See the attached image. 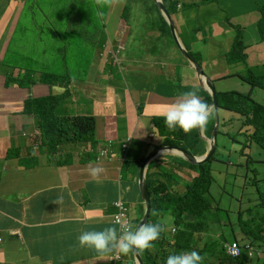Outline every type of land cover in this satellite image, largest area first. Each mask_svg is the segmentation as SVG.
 Returning a JSON list of instances; mask_svg holds the SVG:
<instances>
[{
  "label": "crops",
  "instance_id": "0c3cea01",
  "mask_svg": "<svg viewBox=\"0 0 264 264\" xmlns=\"http://www.w3.org/2000/svg\"><path fill=\"white\" fill-rule=\"evenodd\" d=\"M24 1L0 0V64L5 58ZM185 1L191 3L194 0ZM228 4L245 5L239 12L249 10L251 13L243 18L231 15L233 22L224 24L215 22L217 14L224 11L219 2L186 5L175 15L182 34L180 38L198 56L216 91H251L253 97L264 104V89L251 87L236 75L246 71L248 66L264 64V41L257 28L259 4H253L251 0H231ZM235 24L243 28L246 62L226 61L225 55L236 34ZM149 50L145 59H125L135 72L134 87L113 77L117 72L104 61L99 70L104 83L93 85L96 91L87 93L85 90L92 86L89 82L94 77L85 82L72 83L71 97L59 105L57 113L62 116H94L97 120L96 143L94 146L90 143L66 144L60 146L57 152L37 146L35 118L24 114L23 106L29 96L37 98L51 93L60 94L64 89L50 88L45 84H36L30 89L16 85L6 87L5 77L0 72V264H110L117 252L98 254L90 248L81 247L78 236L84 231H100L113 226V205L118 200L131 207L134 221L142 220L145 202L141 194L140 167L152 151L163 146L164 141L157 131L155 137L150 138L154 130L152 119L161 116L160 113L168 105L189 89H194L202 100L208 93L206 86L200 85L194 67L181 57L177 49L169 48V63L163 67L159 66L155 54H149ZM178 74L181 81L175 84ZM161 75V80L155 79ZM140 105L143 109L141 113L138 111ZM220 122L223 139L218 140L217 151L226 152L230 147V153L235 152V141L241 136L239 155L243 161L235 159V163L227 164L218 160V166L211 165L212 175H233L236 178L239 169H243L244 155H248L263 166L260 171L256 169L257 176L254 175L264 182V152L249 141L252 128L243 127L240 116H233L228 111L220 110ZM211 123L200 133L204 142L193 149L196 157L206 155L210 149L208 137ZM233 125H239L238 136L234 139L228 134ZM127 139L131 142L128 153L124 154L122 145ZM182 148L192 153L190 148ZM10 149L14 156L7 158ZM104 150H108V155H101ZM153 161L159 166L153 167L150 172L162 175L163 170L171 174V177L161 176L158 179L176 194H184L198 175L186 164L190 163L176 153H163ZM97 166L104 171L93 179L88 170ZM152 181L157 183L154 178ZM253 200L244 201L242 195L234 208L220 206L229 213L228 217L224 213L223 217L216 215L213 222L199 227L200 231L195 236L197 251L203 255L205 263L208 257L214 256L211 253L214 249L220 257L227 243L248 240L241 229L239 213H248L245 215L248 218ZM257 201L254 200L255 204ZM172 222L171 215L162 218L165 238L174 235ZM178 245V251L183 252L190 243L184 239ZM156 249L152 247L150 251L156 252ZM124 264H135L129 253L124 255ZM248 264H264V253Z\"/></svg>",
  "mask_w": 264,
  "mask_h": 264
},
{
  "label": "trees",
  "instance_id": "16d2710c",
  "mask_svg": "<svg viewBox=\"0 0 264 264\" xmlns=\"http://www.w3.org/2000/svg\"><path fill=\"white\" fill-rule=\"evenodd\" d=\"M217 1L219 0H195L187 5L197 6ZM164 2L172 14L179 11V0H164ZM135 6L145 7L149 16L153 17L150 26L156 27L157 31H159L158 39L160 41H165L167 37L173 39L168 21L155 0H131L130 4L126 5L123 12L124 16L131 17L135 11ZM104 7H108V5L101 7L96 4L95 0H80L79 3L72 2L69 7L56 11L53 15V20L65 31L54 28L51 33L55 39L66 42L57 44V52L51 45L41 47V43L46 39L47 31L38 21L39 14L34 9L29 24L37 30L35 34L37 44L33 48L31 56L27 55L26 44L17 50L13 48L16 34L24 16L23 7L16 29L9 41L5 58L2 62L6 87L14 84L19 88L30 89L33 85L45 84L50 88L59 87L64 89L60 94L51 93L40 98L29 97L24 101L25 113L35 116L38 128L42 133L43 145L50 149L56 150L61 145L70 143L95 144L97 120L94 116H58L56 111L62 102L69 100L71 97L70 86L72 83L85 82L87 79L82 77L77 80L76 73L80 69L88 71L91 66V60L84 65L85 57H76L71 50L77 44L75 41H84L90 30H94L91 39L99 31L103 30L105 23L102 9ZM257 7L261 13L257 28L261 38L264 39V3L259 4ZM95 8L99 9V11H96ZM234 27L237 32L234 43L226 54V60L230 63L236 61L246 62V45L242 37L243 28L239 25ZM47 36L48 40H50L49 34ZM96 41L102 44L101 37ZM190 53L199 61L197 55L192 51ZM60 59L63 61V66L61 70H58ZM16 67L19 72L16 76H13L11 72ZM262 70H264V64L248 66L246 71L238 72L236 75L247 81L252 87L264 88V73ZM217 97L219 108L240 114L243 117V125L253 127L254 132L250 136V140L264 150V104L254 99L252 92L231 90L217 93ZM203 101L209 105L212 103L210 96H206ZM141 111L142 108L140 107ZM210 119L212 123L209 130L210 135H212L216 117L212 116ZM152 123L157 132L164 138L165 145L188 147L194 155H197L193 149L200 146L202 141L198 128L193 129L189 133H185L179 128L171 131L165 126L163 117H154ZM219 135L220 131L218 130L217 137ZM10 155L11 151L8 152V157ZM214 160L215 156L206 164L192 165L185 162L198 171V176L192 180L186 194L183 196L174 194L175 192L170 191L164 184H158V181L154 184L152 178L156 179V176L151 175V173L147 174V185L152 195V214L149 221L150 223H158V217L172 213L175 223L183 226V230L178 233L176 238V249L179 248L178 243L181 239L191 241L197 225L203 226L207 221H214L215 213L222 211L220 207L214 205L211 196L213 184L211 163ZM255 183L258 186L259 196V202L255 207L257 211L254 212L251 209L248 218H245V214L248 213H239V222L244 235L255 244L264 247V191L260 189L259 181L255 180ZM158 186L163 188L160 189ZM193 218L201 220L202 223L192 221ZM164 241L161 233L160 238L153 243L157 244ZM161 256L163 264L166 254H161ZM220 260L222 264H246L249 261V257L244 254L240 258L232 259L225 254L222 248ZM212 263L215 264L214 262Z\"/></svg>",
  "mask_w": 264,
  "mask_h": 264
},
{
  "label": "rangeland",
  "instance_id": "374dc122",
  "mask_svg": "<svg viewBox=\"0 0 264 264\" xmlns=\"http://www.w3.org/2000/svg\"><path fill=\"white\" fill-rule=\"evenodd\" d=\"M130 1L131 0H118L110 7H104L102 9V14L106 26L105 30L103 32L99 31L92 39L91 35L94 30H90L84 41H75L77 44L72 47L73 49L71 52L75 54L76 57H85L84 65L88 64L91 60V66L88 71L80 69L76 73L77 80L85 77L88 81L90 78L94 77L93 80L89 82L92 86L86 87L85 89L87 93L96 91L95 86L93 85H102L104 83L102 77L103 75L101 71H99L102 69L101 67L103 65V61H109L111 65L113 64L114 67H116L117 74L122 79L123 83L130 87H134L135 72L134 69L125 62V59H145L148 55L147 50L150 49L149 54H155L159 66L163 67L165 63H169V48L173 47L176 49L171 37H167L165 41H158L156 36H147L148 29L153 31L156 27L150 26V23L153 21V17L149 16L144 7L135 6V12L132 13L131 19H128L131 23L123 20L122 13ZM72 2L79 3L80 0H25L23 6L24 16L22 18V24L16 34V40L13 48L17 50L26 44L28 49L27 55L31 56V52L37 44V37L35 35L37 30L29 24V21L30 18H32L34 9H36L39 14L38 21L42 24L43 28L46 29L50 38V40H48V36L46 34V39L41 43V47L51 45L55 48V52H57V44L66 42L55 39L52 36L51 30L54 28L62 31L65 30L61 28L55 20H53V15L56 11L69 7ZM218 2L220 8L224 11H220L217 14L218 19L215 22L220 21L221 23L228 24L233 22L231 15L235 18H243L244 15L251 13L249 10L244 11L246 13H240V8L245 5H229L228 3L231 2V0H219ZM251 2L253 4H263L264 0H251ZM20 6H22V4ZM95 10L99 11L97 8H95ZM204 25H209V23H204ZM216 25L220 26V23H217ZM253 27L257 30L256 26ZM100 37L102 39V44L96 41ZM59 61L60 66L58 67V70H61L63 61L61 59ZM16 72L17 71H14L13 75H16ZM161 77L162 75L156 76L155 79L159 81L161 80ZM180 81V74H178L175 84H179ZM232 115L236 116L234 113H232ZM223 116L224 114H222V117ZM238 126L239 125H233L230 129V133L233 134L236 132ZM222 139L223 138L220 135L219 140L222 141ZM242 140L243 138L240 136L239 140L235 141V152L233 153H230V147L227 148L226 152L218 151L215 155L216 162L214 161L211 165L218 166V160L226 162L227 164L228 162L231 164L235 163V159H237L238 162L243 161V158L239 155ZM259 150L264 152L261 148ZM249 168H251V170H246L244 168L239 169L236 178L233 175L225 176L224 174H213V187L211 189V194L214 200L219 203V207L234 208L236 201H240L242 195H244V201L250 198H253L255 201L258 199L257 186L252 183V180L255 178V173L252 170L255 168L260 171V169H263V166L256 163L254 166L249 165ZM261 186V190H264V182H261ZM254 200L252 203L253 206L249 207H254L258 203L257 201L255 204ZM192 221L202 223V221L197 218H193ZM170 250H172V247L167 243L162 247V249L157 246L156 252L145 254L147 264H161L160 254Z\"/></svg>",
  "mask_w": 264,
  "mask_h": 264
},
{
  "label": "clouds",
  "instance_id": "9594fccd",
  "mask_svg": "<svg viewBox=\"0 0 264 264\" xmlns=\"http://www.w3.org/2000/svg\"><path fill=\"white\" fill-rule=\"evenodd\" d=\"M118 0H95L96 4L97 5H100L101 7L105 6V5H108V7H110L113 3L117 2ZM156 1V0H155ZM164 1V0H163ZM180 3H179V11L172 14L173 18H174V22L177 26V30H178V36L179 38L181 37L182 38V34L181 32L179 31L178 29V25L176 23V18H175V15L179 14L185 7L186 5L188 4L185 0H179ZM195 1V0H194ZM193 1V2H194ZM25 2V1H24ZM131 2V1H130ZM157 2V1H156ZM218 2V1H217ZM165 3V2H164ZM192 3V2H191ZM190 3V4H191ZM213 3V2H212ZM130 4V3H129ZM158 4V3H157ZM166 5V4H165ZM24 6V4H23ZM167 6V5H166ZM126 8V7H125ZM145 8V7H144ZM160 8V7H159ZM168 8V7H167ZM146 9V8H145ZM147 10V9H146ZM161 10V9H160ZM259 10V9H258ZM125 11V9H124ZM123 11V12H124ZM170 11V10H169ZM135 12V11H134ZM162 12V10H161ZM148 13V11H147ZM163 13V12H162ZM164 15V13H163ZM122 16H123V20L128 22V23H131L129 22L128 19H131V17H127V16H124V13H122ZM165 16V15H164ZM166 18V16H165ZM260 18H261V13H260ZM127 19V20H125ZM167 20V18H166ZM168 21V20H167ZM169 22V21H168ZM169 24V23H168ZM235 25H239V24H235ZM234 25V26H235ZM170 26V25H169ZM241 26V25H239ZM106 27V26H105ZM105 27L103 28L102 31L100 32H103L105 30ZM150 27V26H149ZM242 27V26H241ZM235 28V27H234ZM171 30V28H170ZM236 30V28H235ZM237 32V30H236ZM153 36H156V38L158 39L160 33L159 31H157V29L153 30V31H150L148 29V32H147V36L148 37H152ZM171 35H172V38H173V34L171 32ZM236 36V34H235ZM235 36H234V39H235ZM243 37V35H242ZM261 37V36H260ZM180 38V41L182 43V45L188 50V52L190 53V49L183 44L182 40ZM234 39H233V42L231 44V47L234 43ZM175 46H176V49L178 50L179 54L181 55V57L183 59H185L186 61H188L195 69L196 71V74H197V70L194 66L193 63H191L180 51L179 47L176 45L174 39H172ZM158 41H160L158 39ZM244 41V39H243ZM245 43V41H244ZM246 45V44H245ZM230 47V49H231ZM230 49L228 50V52L230 51ZM246 49V48H245ZM227 52V53H228ZM226 53V54H227ZM191 54V53H190ZM108 55V53H107ZM192 55V54H191ZM193 56V55H192ZM156 57V55H155ZM194 57V56H193ZM226 57V55H225ZM157 59V58H156ZM194 60H196L194 58ZM247 60V59H246ZM197 61V60H196ZM227 61V60H226ZM3 62V61H2ZM199 64H200V61H197ZM238 62V61H236ZM105 63L107 64V66L109 68H112L114 69L116 72H117V69L116 67H114V65L109 62V61H105ZM232 63V62H231ZM260 65V64H258ZM0 66H2L0 72L3 74V65L2 63L0 64ZM255 66V65H254ZM200 67L202 68L203 70V67L202 65L200 64ZM14 71H17V73L19 72V69L16 67L12 70V75L14 73ZM204 71V70H203ZM16 73V75H17ZM205 73V72H204ZM16 75H13V76H16ZM4 76V74H3ZM5 77V76H4ZM113 77L117 78V79H120L122 81V79L118 76V74H114ZM197 78L199 80V77H198V74H197ZM242 79V78H241ZM123 82V81H122ZM247 82V81H246ZM200 83V82H199ZM207 83L210 84L213 86L212 82H210L208 80V77L205 73V86H206V91L208 92L206 94V96H210L211 99H212V95L211 93L208 91V86H207ZM248 83V82H247ZM249 84V83H248ZM14 85V84H13ZM201 85V84H200ZM250 85V84H249ZM12 86V85H11ZM202 86V85H201ZM251 86V85H250ZM9 87V86H8ZM71 87V86H70ZM252 87V86H251ZM213 88L215 89V86H213ZM25 89V88H24ZM264 89V88H263ZM71 90V89H70ZM234 90V89H232ZM227 91H231V90H227ZM236 91H240V90H236ZM215 92H216V96H217V93H224L226 91H223V92H218L216 91L215 89ZM240 92H244V91H240ZM246 92H251V91H246ZM253 96V95H252ZM29 97H33V96H29ZM28 97V98H29ZM33 98H36V97H33ZM37 98H40V97H37ZM205 99V98H204ZM203 99V100H204ZM255 99V98H254ZM201 97L197 94V92L194 90V89H189L183 93L180 94V96L173 102L171 103L170 105L167 106V108L160 113L161 116H157V117H163L164 119V123H165V126L171 130V131H175L177 128L183 130L185 133H189L191 132L193 129H197L198 128V131H199V134L201 132H204L208 126V124L210 123L211 121V117L212 116H215L216 117V122H215V126H214V131L215 129L217 128V131L219 130L220 126H221V122H220V110L222 111H228V110H224V109H221L219 108L218 106V97H217V108H218V114H216V111H215V107L213 106V99H212V103L211 105L207 104L206 102H204ZM59 107V106H58ZM140 107L142 108V105L139 106L138 108V111L139 113L140 112ZM23 109H24V114L25 113V107L23 106ZM58 109V108H57ZM143 110V109H142ZM228 112H231V113H234V114H238V113H235V112H232V111H228ZM56 114L58 116H62V115H59L56 111ZM27 115H32V114H27ZM240 116V118L242 119V126L243 127H250L252 128L253 132H254V129L253 127L251 126H244L243 125V117L238 114ZM34 118L35 116L32 115ZM68 117H73V116H88V115H73V116H70V115H67ZM35 122H36V118H35ZM218 123V124H217ZM36 126H37V129H38V132L35 136V139L37 141V146L40 147V148H46L48 149V147L44 146L43 145V142H42V133L40 131V129L38 128V124L36 122ZM97 127V125H96ZM155 131L156 128L154 127V130L153 132L150 134V138H154L155 137ZM214 131L212 132V135H210V137H208V141H209V144H210V140L213 139V133ZM217 131H216V137H215V144H216V150H215V154L214 156L216 155V153L218 152L217 151V143H218V140H219V136L221 135V131H220V135L217 137ZM253 132L249 135V141L250 140V136L253 134ZM159 136H161L159 134V132H157ZM231 135V137L234 139L238 136L237 132H234L233 134L231 133H228ZM162 137V136H161ZM163 138V137H162ZM201 138V136H200ZM164 139V138H163ZM201 143L204 142L203 139L201 138ZM130 142H131V139H127L126 142L122 145V148H123V153L124 154H127L128 153V149H129V145H130ZM252 142V141H251ZM96 143V141H95ZM70 144H76V145H80V144H85V143H70ZM89 144V143H87ZM91 144V143H90ZM66 145V144H65ZM95 145V144H94ZM92 145V146H94ZM62 146V145H61ZM164 146H176V145H165L164 144V141H163V146L161 147H158V148H162ZM244 146V145H243ZM257 146V145H256ZM177 147H181V146H177ZM158 148H156L155 150H157ZM247 148V147H246ZM184 149V148H183ZM59 150V147L54 150L55 152H57ZM154 150V151H155ZM186 150V149H185ZM11 151V149L9 150ZM8 151V152H9ZM152 151V152H154ZM188 151V150H187ZM151 152V153H152ZM166 152H170V151H163L161 152L159 155L163 154V153H166ZM190 152V151H189ZM150 153V154H151ZM174 153V152H172ZM191 153V152H190ZM108 155V150H104L102 151L101 155ZM149 154V155H150ZM178 154V153H176ZM192 155H194L193 153H191ZM148 155V156H149ZM158 155V156H159ZM181 155V154H179ZM14 155L11 153V155L8 157V154H7V158H12ZM147 156V157H148ZM156 156V157H158ZM183 156V155H181ZM195 156V155H194ZM197 156V155H196ZM195 156V157H196ZM213 156V158H214ZM146 157V158H147ZM155 157V158H156ZM184 157V156H183ZM201 157V156H200ZM145 158V159H146ZM154 158V159H155ZM185 158V157H184ZM212 158V159H213ZM244 162L242 163V167L246 170H251V168H249V165L251 166H254L256 163L253 161V159L248 156V155H244ZM144 159V161H145ZM153 159V160H154ZM186 159V158H185ZM211 159V160H212ZM150 161L149 164L147 165L146 167V170H145V174H144V177H145V180H146V183H147V174L148 173H151L150 170L155 167V166H159L157 165L154 161ZM187 160V159H186ZM210 160V161H211ZM143 161V162H144ZM188 161V160H187ZM208 161V162H210ZM215 161V160H214ZM213 161V162H214ZM142 162V164H143ZM207 162V163H208ZM212 162V163H213ZM211 163V164H212ZM141 164V166H142ZM152 164V165H151ZM191 164V163H190ZM206 164V163H204ZM150 165H151V168H150ZM194 165V164H192ZM196 165V164H195ZM200 165V164H199ZM212 167V166H211ZM162 168V167H161ZM141 169V167H140ZM163 169V168H162ZM195 170V169H194ZM89 174L90 176L93 178V179H97L100 174L104 171L103 168L101 167H90L89 168ZM212 171V170H211ZM255 175L257 176L256 174V169L254 168L252 170ZM162 175L158 174V173H151V175L153 176H156V180L159 182L158 184H164L163 181L159 180L158 178L163 176V177H171L172 175L169 174L168 172H164L163 170L161 171ZM197 174H198V171H197ZM198 176V175H197ZM196 176V177H197ZM213 176V175H212ZM139 177H140V173H139ZM195 177V178H196ZM255 180L259 181L258 178H254L252 180V183H254L256 186H257V183H255ZM260 182V186H261V181ZM157 184V185H158ZM191 184V183H190ZM213 185V184H212ZM148 186V185H147ZM166 187V186H165ZM262 187V186H261ZM260 187V189H261ZM158 188L162 189L163 187L161 186H158ZM149 189V187H148ZM212 189V187H211ZM257 189H258V186H257ZM264 191V190H263ZM150 192V190H149ZM187 192V190H186ZM186 192L182 195L180 194H176V195H180V196H183L186 194ZM142 194V192H141ZM257 194H258V190H257ZM150 195H151V192H150ZM212 196V194H211ZM143 198V197H142ZM213 198V197H212ZM144 200V199H143ZM151 201H152V195H151ZM213 201H214V205L219 207V203H217L214 198H213ZM145 202V201H144ZM258 202H259V196H258ZM55 203V202H54ZM258 204V203H257ZM257 204L252 208L254 210V212L257 211V209L255 208L257 206ZM119 205H121L125 211V217H121V213H122V210L120 209ZM114 208H115V212L112 214V223L114 224L113 226H109V227H105L103 230H100V231H96V230H91V231H84L82 232L79 236H78V243L81 247H87V248H90L94 251H96L98 254H106V253H109V252H117L116 253V256L112 259V262L110 264H124V255H127L129 253V255L131 256V258L133 259L134 263L135 264H139L138 263V260L135 256V254L133 253V251H137L139 252L140 254V257L142 258V261L143 263L145 264L146 262V259H145V254H148L150 253V249L152 247H159L160 249H162V247L167 243L169 244L171 247H172V250L170 251H166V252H162L161 254H166V258L164 260V263L163 264H213L212 262H214L215 264H222L221 263V260H220V257L218 255V252H217V249H214L213 251H211V253L214 255L213 257H208L207 258V262L205 263L204 262V257L202 254H200L197 249H198V243H197V239H196V234L200 231L199 227L201 225H197L195 227V232L193 234V237L191 239V241H188L190 243L189 245V248H185V250L183 252H179L178 249L175 248V244H176V238H177V235L180 231L183 230V226L182 225H178L175 223V219L172 215V213H168L164 216H160L158 217L157 221H159L158 223H150V221H148V223L146 224H142V225H139L141 223V221L143 220H136L134 221L133 219V215H132V209L130 206H128L126 203H124L122 200H118L114 203ZM145 212H146V205H145ZM222 213H224V216H229V213L224 211L222 209V211L220 213H215V215H218L219 217H223L222 216ZM240 213H244V212H240ZM151 214H152V209H151ZM150 214V216H151ZM145 215V214H144ZM167 215H171L172 216V219H173V223H174V228L172 229V233L174 234L171 238H165L164 235H163V231H164V225L162 223V218L167 216ZM246 215V214H245ZM150 216H149V220H150ZM227 216V217H228ZM208 222V221H207ZM205 222V223H207ZM213 222V221H212ZM208 226V225H206ZM163 235L164 237V242L162 243H157V244H154L153 242L158 240L160 238V235ZM172 239H174L175 241L173 242ZM248 239V238H246ZM184 241V239H181L179 241V244L182 243ZM195 243V244H194ZM236 244L237 247L239 248L240 250V253L238 255H233L231 253V248L233 247V245ZM224 249V248H223ZM224 252L225 254L232 258V259H237V258H240L242 257L244 254H247V256L249 257V261L246 263H250L251 262V259H254L256 256H261L262 255V252L264 253V247H261L259 244H255L252 240L248 239V240H245L244 243H240L238 241H231L229 243H227L225 245V249H224ZM160 254V257H161V264H162V256Z\"/></svg>",
  "mask_w": 264,
  "mask_h": 264
},
{
  "label": "water",
  "instance_id": "95a60500",
  "mask_svg": "<svg viewBox=\"0 0 264 264\" xmlns=\"http://www.w3.org/2000/svg\"><path fill=\"white\" fill-rule=\"evenodd\" d=\"M160 9L162 10V12L164 13V15L166 16L167 20L169 21V25L171 28V32L173 34V39L176 43V45L179 47L181 53L191 62L194 64L196 70H197V74L199 77V82L200 84L203 86L205 84V73L202 70V68L200 67V64L194 60V57L188 52V50L182 45L180 38L178 36V30H177V26L174 22V18L171 14V12L169 11V9L167 8V6L165 5L163 0H156ZM208 86V91L211 93L212 95V99H213V106L215 107V111L216 114H218V108H217V96H216V92L215 89L213 88V86L207 83ZM218 124V123H217ZM216 131L217 128L215 129L214 133H213V139L210 140V149L208 151V153L204 156L201 157H195L194 155H192L189 151L183 149L182 147H177V146H164L162 148H158L157 150H155L154 152H152L143 162L141 169H140V187H141V192H142V197L145 201V205H146V212L144 215L143 220L141 221V223L139 225L142 224H146L149 221V216L151 214V209H152V201H151V195L144 177L145 174V170L147 165L149 164L150 161H152L156 156H158L161 152L163 151H170V152H174V153H178L183 155L189 163L191 164H204L207 163L208 161H210L214 154H215V150H216V144H215V137H216ZM133 253L135 254L138 263L139 264H144L142 261V258L140 257L139 252L137 251H133Z\"/></svg>",
  "mask_w": 264,
  "mask_h": 264
},
{
  "label": "built area",
  "instance_id": "2783aa9c",
  "mask_svg": "<svg viewBox=\"0 0 264 264\" xmlns=\"http://www.w3.org/2000/svg\"><path fill=\"white\" fill-rule=\"evenodd\" d=\"M119 207H120V209L122 210V213H121V217H125V212H123V211H125V209L121 206V205H119ZM231 253L233 254V255H238L239 253H240V250H239V248L237 247V245L236 244H234L233 245V247L231 248Z\"/></svg>",
  "mask_w": 264,
  "mask_h": 264
}]
</instances>
